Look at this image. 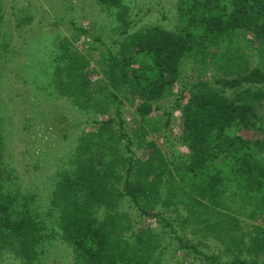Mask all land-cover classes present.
<instances>
[{
    "label": "trees",
    "instance_id": "1",
    "mask_svg": "<svg viewBox=\"0 0 264 264\" xmlns=\"http://www.w3.org/2000/svg\"><path fill=\"white\" fill-rule=\"evenodd\" d=\"M93 3L115 17L111 40L74 20L69 21L74 25L72 38L38 33L36 43L42 47L20 66L33 72L40 61L46 66L40 75L47 81L35 80L36 96L18 92L13 98L4 94L6 99L0 101V116L10 108L20 129L10 131L20 141L13 148L16 161L9 162L4 149L9 129L0 131V248L13 245L20 264H35L40 242L58 233L72 246L79 264H264V68L252 64L255 53L248 51L256 50L264 64V0H178L177 13L173 11L176 30L148 23L131 30L141 19L134 20L129 3ZM144 7L136 9H146L144 15L153 11L151 5ZM16 21L21 35L33 15L20 10ZM52 25L58 27L57 22ZM243 35L250 36L245 45L239 41ZM82 38L87 52L72 48ZM45 45L48 52H42ZM5 46L0 44V59L9 54ZM186 57L212 64L215 78L184 82ZM188 84L192 89L187 98ZM177 87L179 97L169 109L163 107V98ZM59 100L84 117L77 136L70 123L64 124L67 114L56 105ZM128 105L136 119L146 120L154 111L167 117L162 143L143 141L145 159L134 161L120 151L117 138H129V152L135 142L124 132ZM44 106L51 111L52 127H59V137L52 136L61 147L70 144L76 164L58 169L45 184L48 198L39 205L57 225L51 230L42 218L28 213L30 207L38 211L41 191L22 189L18 170L23 166L28 176H40V171L44 175L43 135L31 134L42 130ZM175 109L181 111L183 123L174 138L188 148L186 160L182 153L167 156L175 145L168 133L172 130H167ZM33 149L36 160H22ZM174 205L178 213H168ZM145 218L159 226L150 228L143 224ZM180 230H192L196 238ZM200 233L202 238L197 237ZM206 236L225 245V251L220 255L206 250ZM177 248L185 258L193 254L198 263L177 260ZM224 253L232 255L224 260Z\"/></svg>",
    "mask_w": 264,
    "mask_h": 264
},
{
    "label": "rangeland",
    "instance_id": "2",
    "mask_svg": "<svg viewBox=\"0 0 264 264\" xmlns=\"http://www.w3.org/2000/svg\"><path fill=\"white\" fill-rule=\"evenodd\" d=\"M123 2L129 3L132 10V16L134 17V20L141 19L137 25L133 26L131 30H135L138 27H141L144 24H159L163 25L166 28L170 30H176L178 20L174 17V12H176L177 8V2L178 0H161V5H154L152 4L155 2V0H123ZM157 2V1H156ZM150 3V4H149ZM70 4V5H69ZM141 4L143 6L148 7L149 5L153 6V11L149 12L147 15H144L143 10L136 9V7ZM0 5L2 6V10L0 14L3 13V17L0 20V44L4 43L7 46H5L8 49V55L4 57V59H0V101L5 98L3 95L8 94L9 98L16 97L18 92L21 94L24 93L25 96H36L35 92L32 90L33 87H35V80L42 84L43 82L47 81L48 78L44 75H40L41 70L46 67H41L42 63L39 61V69H34L33 72H29L28 70H25V67L22 68L20 64L22 62H29L31 61L30 56L33 55L36 51H39L38 48H41L43 44H37V40L39 38V34L42 32L48 31L50 34V38L54 37L55 35H58L61 38L64 36H68L69 38H72L74 31V25H71L69 21H75L78 24H82L84 26H87L89 29H91L92 32L96 34H101L103 38H105L108 42L111 40V35L115 33L114 26H115V17L107 15L106 12H102L101 9L93 3V0H73V5L71 4V0H0ZM72 9H69L68 6ZM144 7V8H146ZM24 8L27 9V11H24ZM22 10L23 15H33V21L32 23L26 25L25 30H23L20 35V31L16 30L15 24H16V18L19 16V12ZM29 10V11H28ZM24 11V12H23ZM177 13V12H176ZM53 22H57L58 27L55 28L52 24ZM29 28H33L34 30L27 31ZM54 29V30H53ZM39 33V34H38ZM38 34V35H37ZM247 38V39H246ZM243 35L239 38V41L242 43V45H245L248 39H250V36L246 37ZM45 40L38 41L39 43L43 42ZM46 42V41H45ZM46 47V45L44 46ZM254 47V46H253ZM75 50H79L80 52H84L88 49L87 43L84 42L83 38L79 42L74 43V47H72ZM38 49V50H36ZM46 50L42 52H48L47 47ZM16 51V52H15ZM248 51L254 54L252 56V64L257 65L260 64L262 68H264L263 62L260 63V60L258 59L257 52L254 49H249ZM13 53V54H12ZM9 57V55H11ZM35 63V62H32ZM31 63V64H32ZM183 66H182V72H183V81L185 79H188V81L193 84V82H197L198 80H202V78H207L208 80H213L215 78V75L217 74V71L215 70L214 66L209 63L208 64H201L197 62L195 59L186 57L183 60ZM46 64V63H45ZM35 67V65H34ZM28 66H26V69ZM12 70V72H11ZM11 72V73H10ZM16 74V75H14ZM40 75V76H38ZM24 80H27L26 83ZM191 85L188 84L187 89V98L190 96L191 93ZM32 92V94H30ZM179 93H181L180 89L177 87L173 94L168 95L166 98H163L162 100V106L165 108H170L172 104L176 101V99L179 97ZM35 98V97H34ZM187 98L183 100L185 103L187 101ZM6 99V98H5ZM22 99V98H21ZM60 102L56 104L57 106L60 104L61 107H64V111L67 114V117L64 121L65 123H70L69 127L75 130L77 136L78 132H80L81 128H79L82 125V121H84V117L74 110L69 103H62V100H59ZM5 102V101H4ZM44 102V101H43ZM6 103V102H5ZM45 103V102H44ZM47 106L48 104H43ZM12 106V104H11ZM43 107V110H46V107ZM56 108V106H54ZM53 107V108H54ZM2 108V107H1ZM174 114L172 117L171 124L169 128H167L170 136V139L174 140L175 145L171 149V151L168 148V154L172 155L173 152L178 156L182 155L184 158L182 160L187 159V154L189 153V150L186 146L178 143V140L174 137H177L182 132V114L180 110H174ZM23 112L32 114L33 111L24 110ZM41 113V112H40ZM39 113V114H40ZM12 113L10 111V108L6 112H1L0 118L6 119L5 121L0 119V131L1 132H8L7 129H9V132L7 133L8 140H5L7 144L5 143L4 149L7 151L6 155V161H12L13 158L15 160L16 157V151H13V148L15 147V143L17 142V139L19 140V136L17 135H10L14 131L13 128L16 127V118H11ZM45 120L41 121V131L34 130L31 134L35 137H39L40 135H43L40 137L41 140V147H42V165L45 166L46 170L43 171L44 175L41 174L40 176H32L27 173L23 172V166H17L18 170L20 172L21 177L19 178V181L21 183L22 189L26 190L28 188L35 189L39 188L37 192H39V198L38 200V211L35 210L36 208H31L32 212H28L30 214H36L37 218H42L43 221H45L47 228L51 230L54 229L56 223H54V219L51 218L44 207H41L39 203H43L48 197H47V190L45 189V184L51 179L54 178V175L56 171L59 169H73L76 167V164L74 160L72 159V151L70 152L71 146L70 144L60 146L57 145L56 138L52 136L53 134H56L58 137L60 133H57L59 131V127H52V120L51 117V111L46 110L44 113ZM125 116V123H124V132H128L129 135L135 140V142L132 145V151L129 152L128 150V142L130 141L129 138H124L121 140L119 135L117 137V140L120 141V151L125 153L127 157H132L134 161L138 159H145L146 158V147L142 145L144 140H156L158 144H161L163 139L161 136L163 133H166V127L165 122L167 117L161 112H152L150 113L146 118V120H143V118H137L133 114V110L128 105L127 111L124 114ZM102 118H105L102 116ZM160 118V119H159ZM10 122V124H9ZM81 124V125H80ZM144 124L145 129L141 127V125ZM8 126V127H7ZM63 126V125H61ZM7 128V129H5ZM16 130L20 129L16 127ZM142 132H145L144 137L140 138V134ZM167 133V134H168ZM6 134V133H5ZM6 137V138H7ZM13 137V138H12ZM76 138V137H75ZM137 139V140H136ZM20 141V140H19ZM62 144V143H61ZM56 145V149H53L52 146ZM23 147L30 148V145L27 146L26 142H23ZM55 147V146H54ZM61 147V148H60ZM73 148V147H72ZM34 152H27L22 156V160L27 161H35L36 160V153L37 150L33 149ZM10 152H12L14 155L12 158L10 157ZM40 152V153H41ZM35 153V154H34ZM39 153V154H40ZM112 153V152H110ZM111 155V154H110ZM18 157V155H17ZM120 159V158H119ZM121 160V159H120ZM16 161V160H15ZM17 163V162H16ZM119 165V164H118ZM117 165V167H118ZM122 163H120L121 167ZM26 169V167H24ZM125 168H123L124 170ZM38 172V171H37ZM19 185V184H18ZM49 185V184H48ZM20 186V185H19ZM45 191V192H44ZM166 194H164L165 196ZM162 201V200H161ZM161 201L158 206H160ZM30 206V205H29ZM177 205L172 206L167 212L172 213H178V211H175ZM179 206V211H182V206ZM15 207H13L14 209ZM17 209V206H16ZM18 211V210H17ZM132 211V210H131ZM183 212V211H182ZM40 213V214H37ZM175 214V215H176ZM143 224H147L150 228H157L159 225H156V222L153 221L150 218L143 219ZM49 222V223H48ZM51 232V231H47ZM181 232V230H180ZM184 235H188L191 240L195 239L196 236L192 232V230H188L187 232L183 231L181 232ZM205 235V233H204ZM197 237L202 238V233L197 234ZM210 236H206V245L205 249L212 251H217L220 255L221 252H224L226 249L225 245H220L219 242H217L216 238H209ZM177 244V242H175ZM166 245V244H165ZM171 247L174 248V245H171ZM16 250L14 249V246L4 245L0 248V264H20V258L16 254ZM209 252V253H210ZM172 253V249L168 254ZM177 260H190L196 261L198 263L199 260L193 259V254L187 255V257H183L184 253L177 248ZM232 254L228 255L227 253L223 254V259H227L228 256H231ZM170 256V255H168ZM35 264H79V260L75 253H73V248L71 245L68 244V242L64 241L60 237V234L55 233L51 235L50 237L43 238L42 242H40L38 246V254ZM172 258L174 255L171 256Z\"/></svg>",
    "mask_w": 264,
    "mask_h": 264
}]
</instances>
